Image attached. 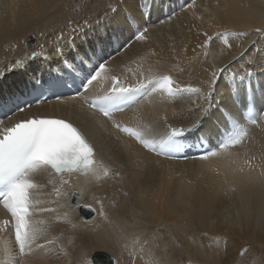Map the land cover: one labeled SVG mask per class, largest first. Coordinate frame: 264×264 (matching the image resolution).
Wrapping results in <instances>:
<instances>
[{
    "label": "bare ground",
    "instance_id": "obj_1",
    "mask_svg": "<svg viewBox=\"0 0 264 264\" xmlns=\"http://www.w3.org/2000/svg\"><path fill=\"white\" fill-rule=\"evenodd\" d=\"M109 5L118 13L107 12ZM105 14L109 19L100 24ZM142 27L145 39L137 41L134 33ZM96 33L110 38L104 47L121 50L87 96H110L116 84L149 85L136 106L115 117L145 139L160 143L173 126H195L200 113L194 105L208 107L204 98L213 72L220 79L202 127L229 107L226 98L234 85L259 86L264 108V0H0V73H7L0 84L62 67L71 60L72 41L79 50ZM56 43L64 45L63 54ZM33 52L47 55L31 58ZM16 61L24 64L9 71ZM224 66L229 71L221 75ZM162 74L172 77L174 88L188 90L169 95L157 86L153 91ZM41 116L80 126L96 145L97 165L83 176L39 175L31 203L51 211L34 217L42 222L41 232L25 246L22 264H92L97 248L119 254V264H182L183 256L189 264H244L247 244L264 248V131L249 128L241 145L205 159L170 162L116 132L80 100L41 105L15 121ZM74 194L77 205L71 203ZM81 205L95 209V216L80 218ZM6 217L0 207V226ZM15 249L12 234L0 230V262Z\"/></svg>",
    "mask_w": 264,
    "mask_h": 264
},
{
    "label": "snow or ice",
    "instance_id": "obj_2",
    "mask_svg": "<svg viewBox=\"0 0 264 264\" xmlns=\"http://www.w3.org/2000/svg\"><path fill=\"white\" fill-rule=\"evenodd\" d=\"M119 3L120 0H117V4ZM118 11V7L108 6L107 12L116 14ZM108 19V15L105 14L103 20H100L99 23L103 24ZM257 31H260V29H257ZM146 32L147 28L142 27L134 33L135 39L137 41L144 40ZM208 39L210 40L211 37H208ZM108 42H110V38L96 33L93 41L87 42L84 48L77 50L78 46L73 40L70 49L71 60L62 62L65 66L68 62L74 65L77 61L79 62L83 71L79 87L85 91L88 90L94 81H97L101 72L104 71L107 61L102 53L104 45ZM54 47L60 48L61 54H63L64 45L56 43ZM41 55H47V53L33 52L31 58ZM93 57H95V61H93ZM85 60L92 64L91 70L87 68ZM23 64L24 62L22 61H16L13 67L8 70L12 71ZM227 71H229V66L219 69L221 75ZM6 74V72L0 73V77ZM246 75L251 76L252 73L248 72ZM234 76L235 74L233 73ZM244 78L243 76L240 77L241 80ZM218 79L220 78L217 77L216 72H213L208 85L210 89L209 95L204 98L208 107L205 108L204 104L194 105L195 110L200 113L195 122V127L197 128L202 126L203 118L210 115L213 111L209 97H214L217 94L215 86ZM52 83L54 86H60L59 78ZM172 85V77L162 74L161 79L155 82L152 90L155 91L158 86L159 89H162L164 93L169 95L178 91L188 90L181 88L179 85L174 88ZM33 87H36V85H33ZM136 91H139V89L126 88L116 84L113 86L111 95L121 96ZM191 91H197V89H191ZM109 98L105 97V99ZM216 106L218 108L219 104ZM104 114L108 115V111L105 110ZM117 126L119 127V125ZM225 129H227L226 122ZM187 131H192V129L176 128L173 126L172 134L168 138L169 143L173 142L175 137L183 138L184 133ZM220 135L223 136V133ZM244 135V130L237 127L231 134L227 135L226 139H223L218 144V147L228 148L229 146L241 145ZM93 155V146L88 143L77 127H74L70 122H66L65 119L33 118L16 122L11 126L0 127V203H3V206L11 213V217L15 222V240L19 245L21 253H24L25 246L41 232L40 225L42 222L35 220L34 217L51 211L41 206L38 202L36 204L31 203L32 196L30 190L39 187L36 182L39 175L49 170L54 171L55 174L71 173L77 169L88 171L94 163ZM64 182L67 183V181ZM85 207L90 206L85 205ZM92 210L95 211V209ZM101 214H103L102 208ZM15 264H19V261L17 260Z\"/></svg>",
    "mask_w": 264,
    "mask_h": 264
},
{
    "label": "rangeland",
    "instance_id": "obj_3",
    "mask_svg": "<svg viewBox=\"0 0 264 264\" xmlns=\"http://www.w3.org/2000/svg\"><path fill=\"white\" fill-rule=\"evenodd\" d=\"M34 40H35V37L33 36L32 38L30 37L29 40H28V42H27V45L30 48H32L34 46ZM204 241H206V237H204ZM94 251H104V252H107V253H109L111 256H113L117 260L118 264L121 263V257L117 253H113L110 250L104 249V248H97ZM199 258H201V257H199ZM242 259L243 260L245 259L244 260V264H264V248H262L260 246L257 247V246H252L251 244H249V245L247 244L244 247ZM187 260H188V258L186 256H183V259L181 260L182 261V264H189V261H187ZM203 264H206V263L203 262Z\"/></svg>",
    "mask_w": 264,
    "mask_h": 264
},
{
    "label": "water",
    "instance_id": "obj_4",
    "mask_svg": "<svg viewBox=\"0 0 264 264\" xmlns=\"http://www.w3.org/2000/svg\"><path fill=\"white\" fill-rule=\"evenodd\" d=\"M72 203L77 204L78 203V197L77 194H74L72 198ZM80 211V217L89 220L92 219L95 216V212L90 207H85V205L81 206L79 208ZM90 260L92 264H116L115 260L109 256V254L105 252H95L90 256Z\"/></svg>",
    "mask_w": 264,
    "mask_h": 264
}]
</instances>
